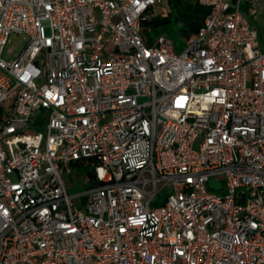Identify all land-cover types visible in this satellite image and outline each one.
I'll use <instances>...</instances> for the list:
<instances>
[{
  "label": "built area",
  "instance_id": "obj_1",
  "mask_svg": "<svg viewBox=\"0 0 264 264\" xmlns=\"http://www.w3.org/2000/svg\"><path fill=\"white\" fill-rule=\"evenodd\" d=\"M243 1L264 3L199 0L177 51L144 32L164 0H0V264H264V48ZM73 164L97 182L71 195Z\"/></svg>",
  "mask_w": 264,
  "mask_h": 264
},
{
  "label": "rangeland",
  "instance_id": "obj_2",
  "mask_svg": "<svg viewBox=\"0 0 264 264\" xmlns=\"http://www.w3.org/2000/svg\"><path fill=\"white\" fill-rule=\"evenodd\" d=\"M242 3L245 4L244 1ZM209 11L210 8L201 4L199 0L167 1L163 5H158L156 9L149 10L148 19L151 20L154 26L150 32L145 30L144 32L148 36H153L154 39L158 35H165L173 41V48L180 51L188 41L194 38L197 30L202 25L201 21ZM244 15L257 29L259 42L264 48V13L253 9L250 14L247 10H244ZM145 27L150 26L144 24L143 28ZM24 41L25 38L22 34H11L5 45L4 58L11 59L17 56L23 48ZM44 125V123L38 124L37 129L43 130ZM88 170H93V167L84 164H73L64 172L63 177L69 194L74 195L83 192L91 186L92 183L87 178ZM225 191L226 189L223 187L216 192L221 195ZM165 196L164 192L158 195L152 206L161 204ZM73 201L79 202L78 199Z\"/></svg>",
  "mask_w": 264,
  "mask_h": 264
},
{
  "label": "crops",
  "instance_id": "obj_3",
  "mask_svg": "<svg viewBox=\"0 0 264 264\" xmlns=\"http://www.w3.org/2000/svg\"><path fill=\"white\" fill-rule=\"evenodd\" d=\"M167 1H168V0H164V2H163L162 4H158V5H163L165 2L167 3ZM158 5H156L155 7H153V9H156ZM259 6H260V7L257 8V12L264 13V3L260 4ZM151 9H152V8H151ZM242 10H243V12H244V10H247V12H248L249 14H250V12L252 11V10H250V9L248 8V3H246V2H245V4H243V6H242ZM205 16H206V15H205ZM204 19H205V17H204L203 20L201 21L202 24H203ZM249 22H250V20H249ZM250 25H251L253 28H255L251 22H250ZM145 28H147V27H145ZM145 28H144V29H145ZM255 29H256V28H255ZM256 30H257V29H256ZM257 33H258V32H257Z\"/></svg>",
  "mask_w": 264,
  "mask_h": 264
},
{
  "label": "trees",
  "instance_id": "obj_4",
  "mask_svg": "<svg viewBox=\"0 0 264 264\" xmlns=\"http://www.w3.org/2000/svg\"><path fill=\"white\" fill-rule=\"evenodd\" d=\"M171 0H168V2H170ZM174 2H178V1H180V0H173ZM149 25L150 27H151V29L153 28V24H152V22H151V20H149V19H145L144 21H143V25ZM87 178H88V180H90L91 181V183H96L97 182V180L95 179V175H94V172L92 171V170H88L87 171Z\"/></svg>",
  "mask_w": 264,
  "mask_h": 264
},
{
  "label": "water",
  "instance_id": "obj_5",
  "mask_svg": "<svg viewBox=\"0 0 264 264\" xmlns=\"http://www.w3.org/2000/svg\"><path fill=\"white\" fill-rule=\"evenodd\" d=\"M208 185L211 188H219L220 185H221V182H216L215 180L210 179L209 182H208Z\"/></svg>",
  "mask_w": 264,
  "mask_h": 264
}]
</instances>
